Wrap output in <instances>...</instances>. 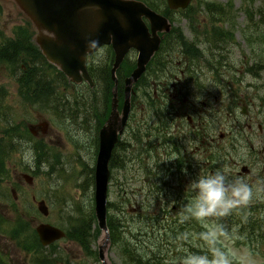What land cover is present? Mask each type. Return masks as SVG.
<instances>
[{
  "label": "rangeland",
  "instance_id": "374dc122",
  "mask_svg": "<svg viewBox=\"0 0 264 264\" xmlns=\"http://www.w3.org/2000/svg\"><path fill=\"white\" fill-rule=\"evenodd\" d=\"M163 1L156 0L162 9ZM216 7L221 8V11L218 10V14L214 15L211 9L214 11ZM168 16L173 21L174 32L167 40L170 39L173 43L184 42L183 50L192 58L196 56V64L201 70L204 82L198 86L200 88H194L195 93L190 98L196 103V109H202L206 116H209L210 111L206 120L207 129H217L221 133L228 122L238 121L242 125L251 123L252 128L246 129L248 134L244 139L242 135L235 137L236 149L243 152L244 144L254 146L253 158L257 165L253 174H260L264 164V157L258 154L264 147V0H193L187 10L170 12ZM20 28L22 31L24 28L28 29L32 37V26L14 1L0 0V44L2 40L15 38ZM217 32L223 33L222 37H217L223 41L221 49L216 48V37L213 36V33ZM193 45V50H189ZM206 46V50H199ZM108 51L111 52V48L105 46L97 52L95 57L100 66L109 63ZM184 54L182 52L180 56L183 57ZM132 58L135 60L136 56ZM144 78L136 86L137 103L129 130L135 127V122L145 124L141 120L144 115L141 111L146 104L144 89L146 86L148 93L155 88L149 86V80L152 78ZM0 86V91H3L4 87L8 90L4 103L10 112L8 117L12 118V125L29 133V127L37 131L36 136H28L29 140L21 138V147L13 158L20 162H7L8 175L0 178L1 193L5 192L11 200L10 203L9 200L0 199L1 259L6 264H102L98 258V245L103 240L104 233L98 231L97 222L91 224L93 236L90 238L91 250L96 255H89L81 240L74 237L60 239L54 245L40 247L37 251L33 249L34 242L29 238L35 236V228L43 221L64 229L71 223L76 225L77 219H81L77 217L78 205L89 208L91 202L94 205V185L91 177L99 149L97 134L102 126L100 122L107 113L102 116L95 114L93 106L89 105L91 99L87 97L89 103L86 98L83 101L88 109L87 117H81L78 121H66L61 127L58 126L53 116L43 110L41 105H31L19 95L18 83L9 72L7 61L3 60L0 61ZM74 89L84 91V88ZM96 96L99 97L100 92ZM197 97L199 101L195 99ZM110 99L111 96L108 99L109 105ZM120 101L121 108V98ZM202 101H207V106H204ZM244 106L247 114L242 113ZM42 121L49 123L46 132H43L42 126L39 125ZM191 140L192 137L187 136L185 144L188 145ZM25 144L29 145L34 153L31 165L24 163L22 159V146ZM39 148L46 149L48 154L38 157L36 152ZM125 156L127 154H123V158ZM20 163L24 165L27 173L34 176L30 184L19 168ZM115 163L117 162L114 161ZM132 171L134 173L129 178ZM142 177L133 164L128 165L126 169L121 168V171L112 169L109 203L115 204L118 210L109 208L108 213L119 216L124 224L129 222L123 219L124 214L131 215L132 211L141 205V201L144 204L149 201L144 213H154L158 206H162L161 200L156 207L151 205L156 203L153 197H147L145 190L140 191L143 185ZM263 183V179L254 183V186H257L254 194L262 201ZM42 198L50 209L48 216L42 215L38 210L37 201ZM172 199L177 204L186 203V197ZM89 208L85 209L86 214L89 213ZM120 212L124 214L120 215ZM205 220L209 233H204L201 237L196 236L190 241L185 230L184 234L190 243L188 251L192 246L196 247L199 253H209L207 256L211 259L213 252L219 250L227 255L230 264H264V243L259 242V239L257 241L255 236L241 232V226L224 220L222 216L208 217ZM147 226L148 220L145 222V227ZM128 228L126 226L125 232L129 236ZM107 250L106 259L109 264L132 263L119 243L112 247L109 244Z\"/></svg>",
  "mask_w": 264,
  "mask_h": 264
},
{
  "label": "trees",
  "instance_id": "16d2710c",
  "mask_svg": "<svg viewBox=\"0 0 264 264\" xmlns=\"http://www.w3.org/2000/svg\"><path fill=\"white\" fill-rule=\"evenodd\" d=\"M148 2L154 9H159L160 4L158 5L156 0H145ZM165 5V0L163 1ZM221 8L213 11L211 9V13L214 15L218 14ZM219 29V28H217ZM216 29V30H217ZM219 34V35H217ZM213 36L216 37V48H222V40H218L217 37H222V32L213 33ZM170 36H166L163 40V44L161 49L158 51L155 58L148 65V73L150 77L154 80L168 78L170 76V72L176 67V65L172 62L173 57L176 53H184L183 43L177 41V43L171 42V40H167ZM216 51V50H214ZM108 64L99 65V61H96V53H94L89 58L88 69L91 74L93 80H95L94 88H89L88 84H75L70 82L65 77L64 73L61 70H58L53 64L47 61L40 48L34 43L31 37V33L28 29L20 28L17 30V34H15V38L2 40L0 44V61H7L9 72L14 77L15 81L18 83V91L19 95H21L24 100L30 102L29 104L38 107L41 105L43 110H46L49 114L53 116L54 122L58 123V126H62L66 121H78L81 117H87V110L85 108V103H83L84 98L91 99L89 103L90 107L93 106V112L97 115H104L105 112L108 114L110 109V105L108 102L109 97L112 95V87H113V79H111V66L114 61L113 51L111 50L107 52ZM29 54V55H28ZM111 54V55H110ZM188 54V53H186ZM134 57L130 55L126 60L121 64L119 70L117 71V78L119 79V97L122 99L124 94V78L128 76V74L135 68V60ZM172 59V60H171ZM175 61V60H174ZM191 61L188 59L184 60L183 70L184 73L190 77V80H187L184 87L181 90V93L185 95L189 92L192 86H199L202 81H200V72L198 70V66L193 64L190 66ZM145 75L141 77L140 80L145 79ZM139 80V81H140ZM139 83V82H138ZM137 83V84H138ZM135 85V89L136 86ZM1 87V86H0ZM83 89L82 90H77ZM137 90V89H136ZM6 88H3V91H0V178L7 177L8 168L7 162L16 161L14 158L15 153L21 147V136L25 137L28 140V136H30L27 130L21 131L20 127L12 125L10 120L12 118L8 117L10 113L8 111V107L4 103L6 98ZM100 92V96L96 95ZM137 92L132 96L133 101V109L136 107L137 101H135ZM151 95L146 93L144 89V98L146 97L150 102H146L143 106L142 113L144 115L152 116L155 113L164 114V116L154 115L152 117L156 118H166L165 110H168L166 106L160 103L159 100H151ZM96 96L95 101L93 98ZM81 97V100H80ZM102 111V112H101ZM102 113V114H101ZM104 113V114H103ZM107 115L105 116L106 119ZM151 118V117H150ZM148 117H143L142 121L147 120ZM103 122V121H102ZM100 122V124L102 123ZM148 126L146 124L136 125L135 127L128 129L126 135H128V140H132L134 143H124L119 147L117 145L112 159L117 163H112L113 168H128V165H135V169L138 172L140 169H148L149 160H151L150 154L151 151L147 149V135H148ZM131 136L133 138L131 139ZM137 140V141H136ZM132 145V146H131ZM127 146V147H126ZM133 146L136 149H132ZM122 147V148H121ZM121 148V149H120ZM41 153L46 155L48 151L43 148L38 149ZM129 150V155L123 158V154ZM142 156L145 159H142ZM147 156V157H146ZM7 159V161H6ZM126 159H131V163L127 164L125 162ZM125 162L124 165H122ZM2 172H4L2 174ZM134 172L132 171L129 175L132 176ZM94 175L91 177V182H93ZM147 187L151 189V185L147 184ZM1 190V188H0ZM0 198L6 199L8 198L6 194H0ZM155 200V199H154ZM149 201L147 204H144L141 201L140 208L133 215H127L124 212H120V215H125L123 217L124 220H129L128 224H124L119 216L113 215L112 213H108V221L107 225L110 230V238H111V247L113 245L120 244L121 248L124 249V253L133 264H177L175 258H173V252L176 250L175 245H177L180 241V236L177 235L180 233L181 220H177L173 218L171 214L169 217L172 218H164L162 213L154 214V213H144ZM91 202V207H84L78 205L76 208V212L78 213L77 217H81V219H77L78 222L75 225L71 223L67 229L68 237H74L81 240V243L87 251L89 255H96L94 251L91 250V236L92 228L91 224L96 222V216H94V205ZM109 204L108 208H115L117 211L118 208L115 204ZM157 203L151 204L156 207ZM90 209L89 213L86 214L85 209ZM119 212V211H118ZM259 226L264 228V212L260 213L259 217ZM150 219V220H149ZM148 220V226L145 227V222ZM128 226L129 236L125 232L126 226ZM159 225V226H158ZM75 226V227H74ZM175 230V234L171 233V230ZM98 231L100 229L98 228ZM173 231V230H172ZM264 232V229H263ZM125 233V234H124ZM260 240L264 243V233L260 235ZM29 239L34 242L33 249L38 250L42 245L38 242L37 234L35 232V236ZM31 250V249H30ZM93 251V254H92ZM187 253V252H186ZM184 255L178 252L179 256L182 257ZM182 257V258H184ZM129 263H131L128 260ZM131 263V264H132ZM0 264H6L0 257Z\"/></svg>",
  "mask_w": 264,
  "mask_h": 264
},
{
  "label": "water",
  "instance_id": "95a60500",
  "mask_svg": "<svg viewBox=\"0 0 264 264\" xmlns=\"http://www.w3.org/2000/svg\"><path fill=\"white\" fill-rule=\"evenodd\" d=\"M32 26L36 29L34 40L45 58L62 70L77 83L86 80L90 86L94 82L87 69V56L104 44L113 46L115 61L112 79L115 88L111 114L99 131V152L95 165V216L104 237L98 246L102 264L106 259L110 242L107 227L108 186L111 170L110 157L119 140L131 108L132 86L146 70L153 54L160 48V32H169L170 20L157 13L141 0H13ZM171 8H185L191 0H167ZM147 21L149 23H147ZM131 49L137 51L136 68L126 78L125 98L121 110L118 109L116 70ZM44 132L47 123L42 124ZM40 210L48 214L44 201ZM40 241L50 244L65 236L62 229L49 223L37 226Z\"/></svg>",
  "mask_w": 264,
  "mask_h": 264
},
{
  "label": "flooded vegetation",
  "instance_id": "af4514ba",
  "mask_svg": "<svg viewBox=\"0 0 264 264\" xmlns=\"http://www.w3.org/2000/svg\"><path fill=\"white\" fill-rule=\"evenodd\" d=\"M182 80L181 78H175L173 81L162 80L158 84L159 90L155 89L154 91V93L158 91L162 93L160 96H154L156 100L167 102L163 104L168 109L165 110L167 116L164 119L156 118L145 122L148 125L147 146L152 151L150 157L155 158L148 165V169H140L137 173L143 175V184L152 186L151 189L147 188L146 190L157 202L159 200L162 202V200L186 197L185 204L172 202L170 210L162 207L156 209V212L162 213L164 218H168L170 212L179 216L178 219L182 221L180 223L182 231L180 239L188 248L189 240L191 241L196 236L201 237L204 233H209L205 219L196 220L191 217L182 219L186 214L184 212L186 205L193 199V193L186 190L188 182L195 178L197 174L211 173L217 170L225 172L229 180L237 177L242 179L252 189V196L245 204L237 206L228 215L235 214L236 220L241 221L242 232L248 236L256 237L259 235V218H261L258 209L264 206V203L256 200L253 193L254 183L259 179H264V175L253 174L257 165V161L253 158L254 146L244 144L243 152H238L235 142L237 135H242L244 139L245 135L248 134L247 130L252 128V124L242 125L238 121L228 122L217 136L216 129H207L206 120L210 116V111H208L209 116H206V112H203L202 109H196L195 102L189 101L185 104L180 102L181 94L175 91L181 89L179 85ZM206 96H208V93H206ZM202 104L207 106V101H202ZM186 106L187 109L184 111L183 107ZM154 115H157V117L164 116L161 113L148 116L152 118L155 117ZM183 117H185V120H183ZM185 129L186 132H184ZM187 136L192 137L188 145L185 144ZM132 138L133 136H131ZM130 141L134 143L132 140H128L127 136L122 138L118 145L120 147L125 142L130 143ZM237 142L241 144L239 139ZM261 154H264V147ZM166 204V202H162V205ZM174 218L177 219V216ZM185 230H187L189 240L186 239ZM187 250L184 247V251ZM195 252L196 248L192 246L190 253L196 254ZM173 254L174 258L179 257L176 250Z\"/></svg>",
  "mask_w": 264,
  "mask_h": 264
},
{
  "label": "clouds",
  "instance_id": "9594fccd",
  "mask_svg": "<svg viewBox=\"0 0 264 264\" xmlns=\"http://www.w3.org/2000/svg\"><path fill=\"white\" fill-rule=\"evenodd\" d=\"M22 148L24 163L31 165L34 160L31 147L25 144ZM186 190L193 193V199L186 205L184 209L186 214L182 219L191 217L204 220L208 217L225 216L237 206L245 204L252 196V189L246 182L238 177L229 180L221 170L197 174L188 182ZM182 264H230V262L224 252L216 250L211 259L207 255L187 254Z\"/></svg>",
  "mask_w": 264,
  "mask_h": 264
}]
</instances>
